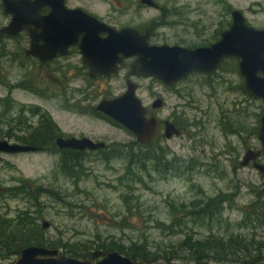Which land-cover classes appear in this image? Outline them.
<instances>
[{
  "label": "rangeland",
  "instance_id": "374dc122",
  "mask_svg": "<svg viewBox=\"0 0 264 264\" xmlns=\"http://www.w3.org/2000/svg\"><path fill=\"white\" fill-rule=\"evenodd\" d=\"M156 1L161 8L143 6L140 0H72L74 5H85L117 27L133 25L146 28L155 25L154 43L187 47L202 45L212 38L220 13L225 10L221 0ZM228 4L243 10L253 26L264 27V0H228ZM7 22L0 7V26ZM28 45L26 34L16 40L0 38V74L8 79L6 84L0 85V99L10 95L19 105L42 107L56 121L62 136H86L107 143L104 152H87L81 166L85 168V174L78 182L58 171V153L41 150L17 154L0 152V187L18 184L20 177H26L38 184L57 187L63 195V199L42 198L45 220L52 224L47 228V236L64 242L93 244L92 253L97 250L96 243L112 238L121 239L126 244L146 241L153 252L171 255L186 231L196 237L209 233L186 212H173L171 203L179 208L197 197L204 199L221 192L228 195L233 192L234 199L224 204V217L232 221L243 218V211L249 210L255 200L253 190L264 187V174L261 175L251 164L240 168V160L247 148H261L256 131L263 105L240 89L242 78L234 57L227 59L213 77L191 74L171 86L153 78L133 77L139 84L138 96L150 110L157 97L165 101L163 108L153 111L161 121V130L146 145L139 143L126 127L99 117L92 109L106 96L118 94V90H114L116 87L125 89L126 71L110 80H97L88 85L86 91H91L81 92L78 88L83 89L85 81L75 82L69 78L67 82L61 73V67L66 68L59 67V62L45 65L27 57L25 50ZM69 70L73 69L65 71L66 74ZM25 81L28 89L22 86ZM70 87L76 89L75 96L81 99L77 103L82 108L80 111H69L65 105ZM71 103L74 104L73 101ZM1 110L4 107H0V138L19 142L16 137L8 136V132H18L19 128L25 127L16 125L17 121H12L14 118H26L32 125L38 124V117L29 112L18 116L13 110L1 115ZM228 113L232 127L241 123L245 125L242 142L234 136L230 142L220 128V125L225 128L220 120ZM169 117L183 128L182 136L165 138L162 121ZM115 147L122 149L123 153L110 161L104 160L107 153H115ZM157 151L169 159L177 157L190 161L195 158L199 165H194L192 172L160 175L149 170L152 163L147 161L146 171L139 170L133 163L127 172L128 157L134 161V156L145 157L148 152ZM261 161L264 163V158ZM11 206L15 209L23 207L24 203L15 200L11 201ZM182 220L191 229L177 225L173 226L175 229L170 227ZM256 234L264 235L263 229L257 230ZM10 262L0 259V264ZM172 264L184 263L174 260Z\"/></svg>",
  "mask_w": 264,
  "mask_h": 264
},
{
  "label": "water",
  "instance_id": "95a60500",
  "mask_svg": "<svg viewBox=\"0 0 264 264\" xmlns=\"http://www.w3.org/2000/svg\"><path fill=\"white\" fill-rule=\"evenodd\" d=\"M143 4L156 6L154 0H141ZM5 12L12 15L2 32L16 36L26 31L30 37L28 55L41 61L53 59L57 53L67 54L71 45L81 38L84 60L90 66V76L116 74L125 65V60L134 58L132 73L143 78H155L166 85L180 81L193 73H213L227 57L239 61L240 75L244 89L252 97L263 102L259 141L264 153V29L248 25L243 12L232 10V25L221 33V38L209 45L186 47L178 44H153L152 33H141L135 27L114 28L83 9H68L64 0H3ZM51 12L42 14L45 6ZM106 34V36H102ZM139 84L128 78L126 90L112 99H102L97 110L130 130L141 144L151 142L159 131L157 116H148V109L138 96ZM163 99L154 100L152 107L161 108ZM167 138L180 135L181 131L171 122H165ZM59 148L75 150H99L106 142L89 137H59ZM37 146L12 142L0 138V152L17 154L36 152ZM260 151L249 150L244 157L246 165L256 161ZM254 168L264 174V164L255 162ZM50 222H43L49 228ZM11 264H157L136 261L118 251L96 250L91 258L81 259L63 253L58 248L32 245L24 248ZM166 264V263H162Z\"/></svg>",
  "mask_w": 264,
  "mask_h": 264
},
{
  "label": "trees",
  "instance_id": "16d2710c",
  "mask_svg": "<svg viewBox=\"0 0 264 264\" xmlns=\"http://www.w3.org/2000/svg\"><path fill=\"white\" fill-rule=\"evenodd\" d=\"M7 81L8 79L0 74V85L6 84ZM23 83L22 86L28 88L26 81ZM249 96L251 95L249 94ZM0 107H4V110H1V115L5 114V111H7V115L13 110L18 116L24 112L36 115L38 117L37 125H32L26 118L22 120L14 118L12 121H17L16 125L22 124L25 127L19 128L18 132H8V136L16 137V140L21 143L37 146L41 151L58 153L60 155L58 171L68 178L79 181L85 174V168H81V166L87 152L58 147L56 140L62 136V132L47 110L40 106L19 105L10 95L0 99ZM94 112L98 116L119 124L106 115ZM260 115L261 113L258 114V116ZM259 128L260 124L257 127V134ZM0 136H2L1 133ZM106 148L99 149V151L104 152ZM113 152L115 153H107L104 160L110 161L116 158L119 153H123V150L115 147ZM160 152L151 154L148 152L145 157L134 156V161L128 157L127 172L129 173L132 169L133 163L139 170L146 171L148 169L147 161L152 163L149 170L160 175L169 172L179 174V171L192 172L193 166L199 165L195 158L190 161L177 157L169 159L166 154ZM135 173L141 179L140 174ZM253 191L255 200L250 204L249 210L243 211V218L240 221H232L224 217V204L234 199L235 193L233 192L229 195L226 192H221L204 199L197 197L189 204H181L179 208L171 203L170 207L173 212L180 210L186 212V215L190 216L198 226L209 231L204 237H196L190 231H186L185 237L179 240L171 255L153 252L149 249L146 241L140 243L132 241L130 244H126L116 238L100 241L96 243L95 248L104 252L118 251L133 260L152 263L162 261L172 264V261L180 260L184 264H211L212 262L218 264H264V235L256 234L259 229L264 231V187ZM44 196L63 199L59 188L38 184L35 180L26 177H20L18 184L0 187V259L10 260L11 264L24 248L32 245L63 249L64 253L76 258H91L93 244L64 242L60 238L46 235L47 228L43 227V220L46 217L45 202L42 200ZM15 200H21L24 206L13 209L11 201ZM176 225L180 228H190L183 220L172 223L170 227L175 229L173 226ZM245 230L250 232L244 233Z\"/></svg>",
  "mask_w": 264,
  "mask_h": 264
},
{
  "label": "flooded vegetation",
  "instance_id": "af4514ba",
  "mask_svg": "<svg viewBox=\"0 0 264 264\" xmlns=\"http://www.w3.org/2000/svg\"><path fill=\"white\" fill-rule=\"evenodd\" d=\"M58 1V3H60V0H57ZM156 3H157V5L156 6H152V7H156V8H161V6H160V4L156 1V0H154ZM221 3L224 5V11H222L221 13H220V20L216 23V25H217V27H215L214 28V34H213V36H212V38H210L208 41H204L205 42V44L204 45H198V46H196V47H201V46H209V45H211V44H213V43H215V42H217L220 38H221V33L224 31V30H226V29H228L231 25H232V21H233V18H232V10L233 9H236V8H234V7H232L230 4H228V0H221ZM140 4L141 5H143V6H149V5H147V4H143L142 2H141V0H140ZM64 5L66 6V8H68V9H78V8H80V9H83L84 11H86L87 13H89L90 15H93V16H95V17H97L99 20H101V21H103L104 23H106V24H108V25H110V26H112V27H114V28H117V29H120V28H122V27H135V28H137V29H139L140 30V32L141 33H145L146 31H150L151 33H152V38H151V43H153V44H157V43H154L152 40H153V37H154V32H153V29H154V27H155V25H153V26H148V27H146V28H144V27H142V26H131V25H125V26H121V27H117V26H115L114 24H113V22L111 21V20H107V19H105V17H102V16H100V15H98L97 13H94V11H90V10H88V8L85 6V5H81V4H77V5H74V2H72V0H64ZM0 7L2 8V11H3V13L5 14V17L7 18V20H8V22L6 23V24H4V25H1L0 26V38H3V39H10V40H16L20 35H22V34H26V36H27V38H28V41H29V45H28V47H27V49L30 47V43H31V40H30V37H29V35H28V33L26 32V31H22V32H20L18 35H16V36H11V35H8V34H6L5 32H2V28L3 27H5L6 25H8L9 23H10V21H11V18H12V15H10V14H8V13H6L5 12V7H4V3H3V0H0ZM150 7V6H149ZM51 9H52V7L51 6H45V7H43V9H42V14L43 15H47V14H49L50 12H51ZM238 9V8H237ZM239 10H241V9H239ZM242 12H243V14H244V16H245V20H246V23L248 24V25H251V26H253L250 22H249V20L247 19V17H246V15H245V12L243 11V10H241ZM112 18V17H111ZM254 27H256V26H254ZM256 28H259V27H256ZM259 29H264V27L263 28H259ZM216 30V31H215ZM102 36H106V34H103ZM80 44H81V38L79 39V41H78V43L77 44H74V45H71L70 47H69V51H68V53L67 54H61L60 52L59 53H57V55L53 58V59H51V60H48V61H41L38 57H36V56H33V55H28L27 54V49L25 50V54H26V56L27 57H30V58H33V59H36L37 61H39V63H41V64H45V65H49V64H51L52 62H59V64H60V66L59 67H61V66H64L65 68H66V70L65 69H63V67H61L62 69H61V73L67 78V82L69 81V78H70V80L71 81H79V80H83V81H85L86 82V86L85 87H83V89L82 88H78V90L79 91H81V92H87V91H91V89L90 90H87L86 91V89H87V87H88V85H90V84H93L95 81H97V80H110V79H112V78H114V77H116V76H118L121 72H123V71H126L127 73L124 75V78H125V89L124 90H120V89H117V87L114 89V90H118V94H111V95H109V96H106L105 98H103V99H112V98H114V97H116L117 95H120V94H122V93H124V91L126 90V81H127V79L128 78H131V79H133V77H137V78H143V77H139V76H134L133 75V73H132V63H133V61H134V58H129V59H127V60H125V65L123 66V67H121L120 68V70H119V72L118 73H116V74H110V75H105V74H97L96 76H94V77H92V76H90V66H89V64L84 60V54H83V52H82V50H81V47H80ZM171 45H174V44H171ZM178 45H180V44H178ZM187 47V46H186ZM191 48H195V47H191ZM229 58H231V57H227V58H225L222 62H221V64H220V66H219V68H218V70H216L215 72H213V73H200V72H193V73H191V74H201V75H203V76H214V75H216V73L223 67V63L227 60V59H229ZM236 60H237V71H238V73H239V75H240V71H239V59L238 58H236V57H234ZM63 60H65L66 62H61V61H63ZM73 69V70H69V72H68V74H66V72L65 71H68V69ZM191 74H189V75H191ZM189 75H187V76H185V77H183L180 81H182L184 78H186V77H188ZM241 76V75H240ZM64 77V78H65ZM8 78H9V76H8ZM241 78H242V76H241ZM153 79H155V78H153ZM157 80V79H156ZM159 81V80H158ZM180 81H178V82H180ZM178 82H176V83H178ZM164 84V83H163ZM173 84H175V83H173ZM173 84H171V85H173ZM164 85H166V84H164ZM171 85H166V86H171ZM17 87H20V85H18ZM17 87H13V88H17ZM72 87H70V89H71ZM25 89H28V88H25ZM66 89L68 90V88L66 87ZM240 89L245 93V94H248L249 95V93L248 92H246V90L244 89V81H243V78H242V87H240ZM72 90H73V92H72ZM74 90H76V89H71L70 90V92H69V94L67 95V98H66V107L69 109V111H75V112H77V111H80L82 108L80 107V105H77V103H79V102H81V99L80 98H77L76 96H75V92L76 91H74ZM85 98V97H84ZM157 98H162V97H157ZM156 98V99H157ZM254 98V97H253ZM163 99V98H162ZM256 99V98H255ZM68 100V101H67ZM155 100V99H154ZM258 100H260V99H258ZM74 102V104H72L71 102ZM261 102H262V100H260ZM154 102V101H153ZM153 102H152V104H153ZM152 104H151V108H152V110H150L147 106V109H148V113H147V115L148 116H153L154 115V113H153V111L154 110H156V109H160V108H153L152 107ZM164 105H165V101H164V99H163V106L161 107V108H163L164 107ZM262 105H263V102H262ZM92 109L94 110V111H97V112H99L98 110H97V105L96 106H93L92 107ZM262 111H263V107H262ZM155 112V111H154ZM99 113H101V112H99ZM101 114H103V113H101ZM103 115H105V114H103ZM156 116V115H155ZM261 116H262V114L260 115V128H261ZM99 117H102V116H99ZM104 118V117H103ZM110 118V117H109ZM158 118V117H157ZM106 119V118H105ZM158 120H159V131L161 130V121H160V119L158 118ZM166 121H171V122H173L176 126H177V128L178 129H180V131H181V134L180 135H176V136H174V137H179V136H182L183 135V128L179 125V123H177L176 121H175V119H173V118H171V117H169L168 119H165V120H163L162 121V123H163V134H164V136H165V138L166 139H172V138H174V137H172V138H167V136H166V134L164 133V130H165V122ZM224 122V124H225V128L223 129L222 128V126L220 125V128L222 129V130H224V132H225V136L227 137V139H229V141L230 142H232V139L233 138H231V136H234L235 138H239V140L242 142V138H243V136H244V134L243 133H245V125H244V123L242 124H240V126H236V127H232V124H231V120H230V114L228 113V114H224V118H223V120H220V122ZM260 128H259V131H260ZM158 131V132H159ZM157 135H158V133H157ZM258 136H259V133H258ZM258 136H257V138H258ZM60 137H67V136H60ZM68 137H71V136H68ZM82 137H84V136H82ZM59 138V137H58ZM258 140H259V138H258ZM57 141V140H56ZM203 139L201 140V146L203 145ZM260 142V141H259ZM19 143V142H18ZM21 143V142H20ZM22 144H24V143H22ZM107 144V143H106ZM260 144H261V142H260ZM28 145H30V144H28ZM34 146V145H33ZM106 147H107V145H106ZM105 147V148H106ZM60 149H62V148H60ZM64 149H66V148H64ZM101 149H104V148H101ZM40 150V149H39ZM38 150V151H39ZM249 150H253L254 152H257V151H260L261 153H260V155L257 157V159H256V161L254 160V159H251L250 160V162L248 163V164H246V165H244L243 164V162H244V157L246 156V153L249 151ZM262 150V145H261V148L260 149H254V148H247L246 149V151H245V153H244V155H243V157H242V159L240 160V168H244V167H247L248 165H252L253 166V168H254V164H255V162H257V163H262V164H264L262 161H261V159L262 158H264V153L261 151ZM80 151H85V152H90V151H98V150H89V149H86V150H80ZM202 152L203 153H205V151H204V149H202ZM231 153V152H230ZM168 157V156H167ZM232 159V158H231ZM236 168H237V165H236ZM257 170V169H256ZM261 175H263V174H261Z\"/></svg>",
  "mask_w": 264,
  "mask_h": 264
}]
</instances>
